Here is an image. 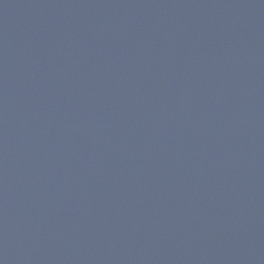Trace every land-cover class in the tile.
Listing matches in <instances>:
<instances>
[{"label": "water", "instance_id": "1", "mask_svg": "<svg viewBox=\"0 0 264 264\" xmlns=\"http://www.w3.org/2000/svg\"><path fill=\"white\" fill-rule=\"evenodd\" d=\"M0 264H264V0H0Z\"/></svg>", "mask_w": 264, "mask_h": 264}]
</instances>
